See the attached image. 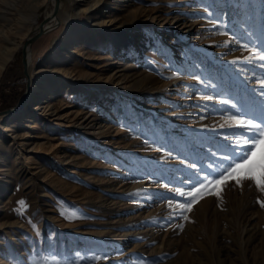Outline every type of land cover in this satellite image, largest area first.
I'll use <instances>...</instances> for the list:
<instances>
[{
	"label": "rangeland",
	"instance_id": "1",
	"mask_svg": "<svg viewBox=\"0 0 264 264\" xmlns=\"http://www.w3.org/2000/svg\"><path fill=\"white\" fill-rule=\"evenodd\" d=\"M76 6L24 67L54 0H0V115L27 99L0 120V264H264L252 181L190 211L176 191L246 147L237 119L264 120V0Z\"/></svg>",
	"mask_w": 264,
	"mask_h": 264
},
{
	"label": "snow or ice",
	"instance_id": "2",
	"mask_svg": "<svg viewBox=\"0 0 264 264\" xmlns=\"http://www.w3.org/2000/svg\"><path fill=\"white\" fill-rule=\"evenodd\" d=\"M261 59H264V56H261ZM233 119L235 118L233 117ZM236 123L245 127L247 132L252 133L251 136H246L242 140L246 147L241 148L236 155L225 156L227 165L220 168L213 179L207 180L205 177V180L198 181L197 185H194L193 189L187 193L177 189L179 195L191 198L185 204L180 205L182 209L187 208L190 211L192 204L205 194L218 195L220 187L229 180H234L237 184L244 180H250L259 191L264 192V120L256 123L254 118L237 119ZM257 202L261 203V207H264V202ZM18 203L23 204L22 201Z\"/></svg>",
	"mask_w": 264,
	"mask_h": 264
},
{
	"label": "bare ground",
	"instance_id": "3",
	"mask_svg": "<svg viewBox=\"0 0 264 264\" xmlns=\"http://www.w3.org/2000/svg\"><path fill=\"white\" fill-rule=\"evenodd\" d=\"M72 2H73V5H74V7H73V14H75V13H79L80 11H83V10H87L86 8H81V9H78L77 10V6H76V4H77V2L78 1H85V0H71ZM92 2V1H91ZM62 4V0H59V7H60V5ZM79 6V5H78ZM87 12V11H86ZM72 14V15H73ZM62 12H58L57 13V15H53V13L52 14H50V15H48L46 18H47V22L45 23V28H46V30L48 31V29L49 28H51V27H53V26H55V25H57L60 21H59V18L60 17H62ZM66 15V14H65ZM86 17V16H85ZM61 19V18H60ZM84 27V26H83ZM90 27V26H89ZM88 28V27H87ZM89 29V28H88ZM50 30V29H49ZM78 30V29H77ZM5 34V33H4ZM106 34H107V37H109L110 39H112V41L116 38V35L115 34H113V31H110V32H106ZM3 38V37H2ZM5 39V38H4ZM5 41V40H4ZM9 41V40H8ZM7 42V41H6ZM142 43V42H141ZM140 43V44H141ZM11 42H9L7 45H5V46H3V48H1L0 49V72H1V70L4 68V66H5V64L7 63V61H9V59L11 58V56H12V50L14 49L13 47L14 46H11ZM136 50H137V48H136ZM31 60V57H30V53L29 52H27V64H31L30 61ZM30 67V66H29ZM32 69V68H31ZM32 71V70H31ZM29 74L31 75V73H30V71H29ZM33 75V74H32ZM115 77V76H114ZM127 87V86H126ZM31 88V87H30ZM26 102H27V99H26ZM26 102L24 103V105H21L20 107H19V109H18V111L17 112H11V113H8V114H3V115H0V120L1 119H6V118H9V117H11V116H17V115H19V114H21V113H24L23 112V109H24V107L27 105L26 104ZM37 105H35V107H34V109H37ZM28 113V112H27ZM22 115V114H21ZM25 116H27V115H25ZM29 117V116H28ZM12 118V117H11ZM16 118V117H15ZM20 119V118H19ZM24 119V118H23ZM27 119V121H29L30 119L29 118H26ZM13 120V119H12ZM18 120V119H17ZM11 121V120H10ZM20 121V120H19ZM18 123V122H17ZM1 130H3L4 132H6V131H8L9 129L7 128V127H2V129Z\"/></svg>",
	"mask_w": 264,
	"mask_h": 264
},
{
	"label": "water",
	"instance_id": "4",
	"mask_svg": "<svg viewBox=\"0 0 264 264\" xmlns=\"http://www.w3.org/2000/svg\"><path fill=\"white\" fill-rule=\"evenodd\" d=\"M58 7H59V0H54V8H53V15L54 16L57 15ZM46 22H47V19L45 18L43 21H41V23L38 25V27L33 31L32 36L27 38L24 42V46L22 48V62H23L24 67L27 64V50L29 49L28 45L30 43H32L36 38H38L39 36H41L42 34H44L47 31L45 28Z\"/></svg>",
	"mask_w": 264,
	"mask_h": 264
}]
</instances>
